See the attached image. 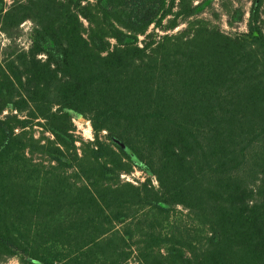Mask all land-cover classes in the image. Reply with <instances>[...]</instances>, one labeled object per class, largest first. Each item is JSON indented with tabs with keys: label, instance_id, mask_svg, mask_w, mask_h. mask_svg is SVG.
Returning <instances> with one entry per match:
<instances>
[{
	"label": "trees",
	"instance_id": "trees-1",
	"mask_svg": "<svg viewBox=\"0 0 264 264\" xmlns=\"http://www.w3.org/2000/svg\"><path fill=\"white\" fill-rule=\"evenodd\" d=\"M215 2L0 0V264H264V0Z\"/></svg>",
	"mask_w": 264,
	"mask_h": 264
},
{
	"label": "rangeland",
	"instance_id": "rangeland-1",
	"mask_svg": "<svg viewBox=\"0 0 264 264\" xmlns=\"http://www.w3.org/2000/svg\"><path fill=\"white\" fill-rule=\"evenodd\" d=\"M226 4L229 6L233 5V7L235 6V8L242 7L246 13L244 22L239 24L237 23L233 27L229 26L228 25L229 17L226 15V9L223 6ZM250 8H251V0H216L214 4V9L216 10L217 16H219V19L213 16V14H211L209 10H207L204 17L212 19L213 22L217 25H220L223 31H225L227 34L235 35V34L247 32V21L249 19ZM184 27L185 26H181L179 29H182ZM31 29H32L31 23L28 22L27 24L23 25V37L20 41L22 47H28L30 45ZM178 30H176L175 32H177ZM73 122L76 127L74 134L77 137H80L84 141H92L94 139V133L90 121L81 117L74 116ZM41 131L42 129L38 127L36 129V134L39 136ZM45 135L47 137H52L51 134L49 133H45ZM150 177L151 175H149L147 172L142 171L139 168H135L132 174L130 175L125 174L124 177H122V179L128 182L138 183V182H143ZM153 180H154V184L157 185L155 179ZM5 264H20V263L17 259L14 258V259H10Z\"/></svg>",
	"mask_w": 264,
	"mask_h": 264
},
{
	"label": "built area",
	"instance_id": "built-area-1",
	"mask_svg": "<svg viewBox=\"0 0 264 264\" xmlns=\"http://www.w3.org/2000/svg\"><path fill=\"white\" fill-rule=\"evenodd\" d=\"M122 177H124V175H122ZM156 182V181H155ZM157 183V182H156Z\"/></svg>",
	"mask_w": 264,
	"mask_h": 264
}]
</instances>
